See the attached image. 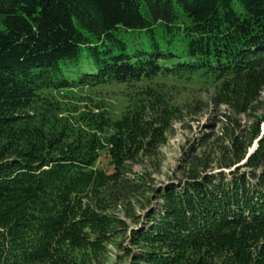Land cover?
<instances>
[{
	"label": "trees",
	"instance_id": "16d2710c",
	"mask_svg": "<svg viewBox=\"0 0 264 264\" xmlns=\"http://www.w3.org/2000/svg\"><path fill=\"white\" fill-rule=\"evenodd\" d=\"M167 80L252 105L264 92V0H0V264H81L75 250L101 255L125 238L123 264H264V135L252 171H192L129 235L83 200L127 188L125 162L164 141L168 117L151 127L126 105L92 119L115 130L106 146L53 147V91L125 85L163 101L154 85ZM232 148L222 168L244 158L235 136ZM98 151L115 175L97 168Z\"/></svg>",
	"mask_w": 264,
	"mask_h": 264
},
{
	"label": "rangeland",
	"instance_id": "374dc122",
	"mask_svg": "<svg viewBox=\"0 0 264 264\" xmlns=\"http://www.w3.org/2000/svg\"><path fill=\"white\" fill-rule=\"evenodd\" d=\"M141 35L146 44L144 33ZM154 86L162 93L163 101L147 99V91L141 87H136L134 93L133 89H125V85L53 91L50 99L54 110L49 131L55 138L53 147L59 150L93 141L106 146L115 130L107 126L100 129L92 119L100 113L120 116L126 105L142 111L151 127L163 124L164 121L159 123L161 116L168 117L164 141L153 150L139 151L134 159L125 162L127 188L113 183L100 198L96 195L83 200L96 211L120 220L124 224V235L139 226L148 208L157 204L160 189L181 186L192 171L197 174L252 171L246 167V162L257 147L258 139L264 135V92L252 105L236 110L230 103L215 99L214 89L209 85H173V81L167 80L162 86ZM233 136L241 144L244 158L225 169L222 164L227 158L233 159ZM98 152L101 156L97 168L107 176L115 175L116 171L109 163L110 153ZM255 170L259 173L264 170V165ZM122 244H128L126 238L119 245H108L101 255L75 250L72 257L81 264H123L128 258L121 250Z\"/></svg>",
	"mask_w": 264,
	"mask_h": 264
}]
</instances>
